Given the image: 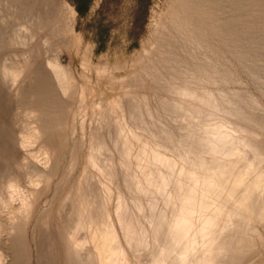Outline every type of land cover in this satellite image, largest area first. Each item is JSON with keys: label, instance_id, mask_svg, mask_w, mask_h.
I'll return each instance as SVG.
<instances>
[{"label": "bare ground", "instance_id": "6f19581e", "mask_svg": "<svg viewBox=\"0 0 264 264\" xmlns=\"http://www.w3.org/2000/svg\"><path fill=\"white\" fill-rule=\"evenodd\" d=\"M2 1L0 264H264V0H168L123 76Z\"/></svg>", "mask_w": 264, "mask_h": 264}, {"label": "rangeland", "instance_id": "374dc122", "mask_svg": "<svg viewBox=\"0 0 264 264\" xmlns=\"http://www.w3.org/2000/svg\"><path fill=\"white\" fill-rule=\"evenodd\" d=\"M0 1L3 2L2 0ZM67 1L71 3L76 9V30L79 34L82 35L84 41V49L89 46L90 53L92 54L96 62L100 61L102 63H105L109 61V67H111L110 69L114 70L115 72H113L117 76H123L127 72H130L132 68L131 66L134 62V58L142 53L143 47L152 38V23L155 18H157L166 10V4L168 0ZM1 5L2 3L0 4V6ZM0 8L3 10L2 11L0 9V14H2L4 11H9L8 7ZM9 13L11 14L10 11ZM12 17L8 19L9 21L7 20L5 22L9 24L4 25L5 23L0 21V25L1 23H3L4 25V27L2 26L0 28V42L4 40L5 35L15 34L16 30L18 29L15 23V18L13 17V19H11ZM7 28L10 31L7 30ZM58 36L60 39H64L63 34V37L61 36V34H56L57 39ZM7 47L10 48V50L13 48L9 46ZM7 47H1L2 51H0V62L2 59V61L8 59L9 56L6 55H8V53H10L11 51L17 49L14 47L15 49H12L11 51L9 50L8 52ZM51 48L52 47L50 44H48V49L47 45L44 46V50L46 52L43 51L40 55V58L43 62H45L46 59L50 58V56L54 54V50H51ZM71 51L75 53L74 48H71ZM3 55L4 57H2ZM63 57V59L67 58V51H64ZM75 60L76 65L80 66L81 57H76ZM118 65L124 67L122 69H115V66ZM111 87L112 86L109 85V95L113 92ZM98 90V95H103L104 91L107 90L106 84L101 83V85H99L98 87ZM10 112L17 113L15 103L11 104ZM18 118L23 120L22 114H20V116L18 115Z\"/></svg>", "mask_w": 264, "mask_h": 264}]
</instances>
